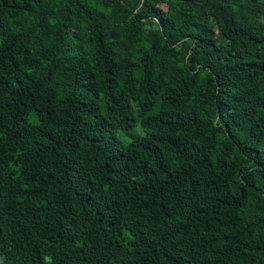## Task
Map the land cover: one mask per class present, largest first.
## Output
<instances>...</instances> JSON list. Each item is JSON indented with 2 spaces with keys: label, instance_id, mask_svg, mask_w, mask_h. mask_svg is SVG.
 Returning a JSON list of instances; mask_svg holds the SVG:
<instances>
[{
  "label": "trees",
  "instance_id": "1",
  "mask_svg": "<svg viewBox=\"0 0 264 264\" xmlns=\"http://www.w3.org/2000/svg\"><path fill=\"white\" fill-rule=\"evenodd\" d=\"M0 264H264V0H0Z\"/></svg>",
  "mask_w": 264,
  "mask_h": 264
},
{
  "label": "rangeland",
  "instance_id": "2",
  "mask_svg": "<svg viewBox=\"0 0 264 264\" xmlns=\"http://www.w3.org/2000/svg\"><path fill=\"white\" fill-rule=\"evenodd\" d=\"M162 7H164V8H165V5H163V4H162Z\"/></svg>",
  "mask_w": 264,
  "mask_h": 264
}]
</instances>
